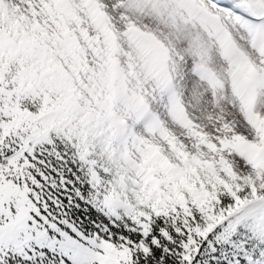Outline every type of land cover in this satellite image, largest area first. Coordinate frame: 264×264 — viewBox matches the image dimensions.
Masks as SVG:
<instances>
[{"label":"snow or ice","instance_id":"obj_1","mask_svg":"<svg viewBox=\"0 0 264 264\" xmlns=\"http://www.w3.org/2000/svg\"><path fill=\"white\" fill-rule=\"evenodd\" d=\"M153 9L218 43L210 125ZM0 264H264V0H0Z\"/></svg>","mask_w":264,"mask_h":264},{"label":"rangeland","instance_id":"obj_2","mask_svg":"<svg viewBox=\"0 0 264 264\" xmlns=\"http://www.w3.org/2000/svg\"><path fill=\"white\" fill-rule=\"evenodd\" d=\"M109 4L113 3V0H108ZM203 6V5H201ZM158 14V10H150L145 14H138L133 11L129 15L132 19L137 22L140 26L145 27L146 32L153 33L159 41H162L163 45L170 51V67L174 69L173 75L180 74L182 80L177 81L180 85L183 94L184 103L188 106L189 112L197 116L204 125H210L212 118L220 115L221 109L214 108L211 105V87L206 80L198 78L192 74L194 65L200 63L195 55L198 43L202 42L206 49L210 50L211 56L205 57L203 65L206 70L213 71L221 79L227 81V68L224 59L220 55V48L218 43L211 39L204 32L196 33L193 30L177 33L172 27L163 23L157 22L155 19H145V16H155ZM221 15V13H217ZM117 17L121 13H114ZM223 15L226 16L225 13ZM124 21L117 19L116 26L119 31H124ZM240 35L239 32L236 33ZM199 37L197 41L196 37ZM243 45V41H240ZM248 53L251 54L255 59L254 53H251V49H247ZM259 65V64H256ZM231 100V97H229ZM176 131H180L176 129Z\"/></svg>","mask_w":264,"mask_h":264}]
</instances>
